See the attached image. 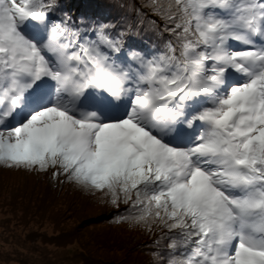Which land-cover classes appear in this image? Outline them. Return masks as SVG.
<instances>
[{"label":"snow or ice","instance_id":"snow-or-ice-1","mask_svg":"<svg viewBox=\"0 0 264 264\" xmlns=\"http://www.w3.org/2000/svg\"><path fill=\"white\" fill-rule=\"evenodd\" d=\"M118 7L0 0V168L100 197L145 264H264V0Z\"/></svg>","mask_w":264,"mask_h":264},{"label":"rangeland","instance_id":"rangeland-1","mask_svg":"<svg viewBox=\"0 0 264 264\" xmlns=\"http://www.w3.org/2000/svg\"><path fill=\"white\" fill-rule=\"evenodd\" d=\"M114 210L63 179L0 168V264H145L138 236L147 234L119 224Z\"/></svg>","mask_w":264,"mask_h":264},{"label":"trees","instance_id":"trees-1","mask_svg":"<svg viewBox=\"0 0 264 264\" xmlns=\"http://www.w3.org/2000/svg\"><path fill=\"white\" fill-rule=\"evenodd\" d=\"M92 1L94 0H62V4L66 9V11H68L69 14H71L72 16H75L77 18L84 17V18L100 20L105 18L107 19L114 18L120 11H122V9L118 7V5L128 6L131 3L142 2V0H128V2L122 0H109L107 6L108 10L102 11L97 9V7L95 9H91V6H93V3H91ZM112 12L113 14H111ZM113 212L115 213L116 209ZM143 236L144 235L140 234L138 238L140 239V241H143L145 244L149 243L152 239V237L149 235H146L145 238H143ZM122 248L123 247H121V249Z\"/></svg>","mask_w":264,"mask_h":264}]
</instances>
